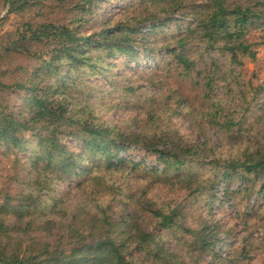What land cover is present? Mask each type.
<instances>
[{"label":"rangeland","instance_id":"rangeland-1","mask_svg":"<svg viewBox=\"0 0 264 264\" xmlns=\"http://www.w3.org/2000/svg\"><path fill=\"white\" fill-rule=\"evenodd\" d=\"M165 1L169 7L160 2L166 8L160 15L166 20L162 25L140 22L141 33L134 35L135 60L104 57L102 69L75 76V87L65 99L77 117L139 135L143 143L120 150L118 156L125 161L108 168L103 156L88 153L73 137L62 136L77 174H49L48 187L39 192L40 203L52 205L50 216L59 222H67L75 213L135 222L153 233L176 264H264V179L242 169L229 177L222 174L227 160H243L247 151L264 146V0H236L257 2L263 12L246 35L255 58L239 55L241 64L221 49H204L190 32L197 24L192 12L204 0ZM95 4L89 31L99 30L104 22L127 21L143 10L139 0H95ZM7 9L6 0H0V44L6 43L3 35L14 36L23 22L68 24L71 18L65 8L50 1L25 15L7 17ZM176 53L194 61L191 70L183 71ZM32 63L19 53L0 56V66L9 68ZM0 80L10 82L3 76ZM0 94L10 110H21L18 91ZM148 140H155L160 150L169 141L193 146L192 158H196L180 171L166 169L154 148L146 147ZM28 156L0 152V190L16 194L31 188L35 171ZM159 209L174 212L170 228L158 225L153 210ZM7 223L16 224L11 218ZM205 226H210L208 240L213 246L199 248L185 229ZM17 228L23 226L16 224ZM11 232L24 239L40 233ZM126 256L132 264L149 262L136 246Z\"/></svg>","mask_w":264,"mask_h":264},{"label":"trees","instance_id":"trees-1","mask_svg":"<svg viewBox=\"0 0 264 264\" xmlns=\"http://www.w3.org/2000/svg\"><path fill=\"white\" fill-rule=\"evenodd\" d=\"M45 1L65 8L71 15L68 24L23 22L14 36L3 35L6 43L0 44V56L19 53L33 61L31 66L9 68L6 63L0 66V76L10 79L8 83L0 80V93L18 91L22 104L16 113L4 104L0 94V152L27 153L35 171L27 192L12 194L0 190V264H132L126 255L133 246L144 255L143 260L148 257V264H176L173 254L156 242L153 233L135 222H111L97 213L83 216L75 213L67 222H59L50 216L52 205L42 206L39 200V192L49 185V174H77L73 154L62 143V136L73 137L88 153L103 156L108 168L125 161L118 156L120 150L143 143L139 135L124 134L77 117L68 109L65 99L75 87V76L102 69L104 57L123 55L135 60L138 51L134 35L141 33L140 22L150 20L152 27L155 22L162 25L166 20L160 15L166 8L160 2L167 6L169 3L139 0L143 9L140 14L112 25L104 22L97 31L88 30L97 7L95 0H6L7 17L29 14L33 7ZM257 6V2L204 0L192 12L197 24L190 32L198 37L204 49H221L237 64L242 63L239 55L254 59L256 51L246 35L263 17ZM185 45L184 41L182 46ZM174 56L184 72L192 69L194 61L188 56L183 53ZM168 144L160 150L156 149L155 140H148L146 146L154 148L166 169L180 171L196 158H192L196 153L193 146H181L174 141ZM238 169L264 179V146L261 150L247 151L243 160H227L223 177ZM153 215L162 228L173 225L174 212L164 213L159 209L153 210ZM8 218L22 225L24 232L40 233L24 239L11 232L22 230L16 229V224L9 225ZM209 230L210 226L185 229L199 248L213 246V241L208 240Z\"/></svg>","mask_w":264,"mask_h":264}]
</instances>
